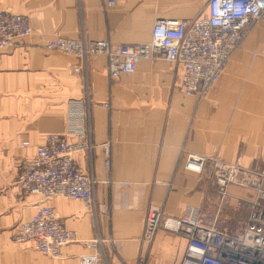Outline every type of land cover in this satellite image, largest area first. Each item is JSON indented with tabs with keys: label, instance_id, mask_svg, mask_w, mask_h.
Here are the masks:
<instances>
[{
	"label": "crops",
	"instance_id": "obj_1",
	"mask_svg": "<svg viewBox=\"0 0 264 264\" xmlns=\"http://www.w3.org/2000/svg\"><path fill=\"white\" fill-rule=\"evenodd\" d=\"M208 2L0 0V10L28 16L33 27L30 38L0 50V264H80L81 255L95 251L75 242L54 259L32 241L15 242L16 226L42 204L79 239L100 238L105 264H180L183 238L161 229L148 242L144 232L151 207L165 218L201 207L206 220L216 210L215 180L209 172L185 170L188 154L264 168L262 24L253 25L202 102L181 90L177 64L142 61L135 73L111 78L105 56L84 61L45 49L55 34L114 45L148 43L157 20L195 19ZM70 101L84 102L82 120L74 118L79 113L69 109ZM82 126L92 149L77 153L75 162L95 180L96 214L77 200L43 201L19 182V159L34 156L52 134L77 141ZM243 196L251 192L231 186L229 205ZM243 212L236 216L246 219L249 210ZM218 213L211 224L239 220L223 221Z\"/></svg>",
	"mask_w": 264,
	"mask_h": 264
},
{
	"label": "built area",
	"instance_id": "obj_2",
	"mask_svg": "<svg viewBox=\"0 0 264 264\" xmlns=\"http://www.w3.org/2000/svg\"><path fill=\"white\" fill-rule=\"evenodd\" d=\"M115 4L116 0H107L108 6ZM258 23L264 26V0H209L207 11L195 19L157 20L148 43L114 45L107 40L71 39L55 34L45 49L84 61L105 56L111 78L135 73L142 61L177 64L182 68L181 90L202 102L227 68L233 53ZM32 35L28 16L0 10V50ZM83 108L82 101L69 102V109L79 113L75 119H83ZM76 133L75 142L65 135L52 134L34 156L19 159V182L26 193L43 201L54 197L77 200L96 214L99 207L95 180L75 162V155L91 150L92 144L84 126ZM106 154L109 156L108 149ZM106 165H110L109 160ZM185 170L200 175L212 173L223 199L229 196L231 185L249 189L252 196L237 201L238 205L247 206V218L230 228L207 224L201 207H190L182 215L166 218L160 208L151 207L145 240L152 242L161 229L183 238L186 246L180 264H264V171L227 162L218 156L197 154H188ZM101 210L106 213L107 207L102 205ZM13 239L18 243L32 241L36 250L54 259L62 256L65 246L82 242L95 251L81 255L80 264H105L97 250L102 244L100 238L79 239L77 232L68 229L53 209L44 204L36 208L31 220L16 226Z\"/></svg>",
	"mask_w": 264,
	"mask_h": 264
},
{
	"label": "rangeland",
	"instance_id": "obj_3",
	"mask_svg": "<svg viewBox=\"0 0 264 264\" xmlns=\"http://www.w3.org/2000/svg\"><path fill=\"white\" fill-rule=\"evenodd\" d=\"M255 162H257V161H255ZM244 166V165H243ZM253 168H257V167H253ZM258 170H261V171H264V168L262 167V168H257ZM209 174L212 176V173H210L209 172ZM232 187H238V188H240V189H242V190H246V191H249V192H251L249 189H246V188H242V187H239V186H237V185H231ZM230 186V187H231ZM230 187L228 188V193H229V196H230ZM214 196L218 199V202H216L215 203V206H214V208L216 209L214 212H210V211H208V214H210V215H208V218H207V220L205 219V217H204V219H205V222L207 223V224H209V225H212V224H215L216 226H221V225H224V226H232L233 225V227H235L236 225H238L239 223L240 224H242V223H244V220L245 219H240V218H242V216L241 217H238V216H236V215H239V214H241L245 209H248L247 208V206H244V205H238V203H237V206L236 205H229L230 203H229V196L227 197V198H225V199H223L222 198V196H221V194L219 193V189H218V187H217V185H216V187H215V190H214ZM251 196H252V192H251ZM251 196H243V197H240V199H246V198H249V197H251ZM238 208H241V209H238ZM202 210H203V208H202ZM218 210V218L220 219V220H223V221H226V220H229V219H231V218H234V217H238L239 218V220H232V221H227V222H215V223H210L209 221L210 220H212L213 219V217L215 216V212ZM243 213H245V212H243ZM203 216H204V211H203ZM217 216V215H216ZM231 228V227H230Z\"/></svg>",
	"mask_w": 264,
	"mask_h": 264
}]
</instances>
